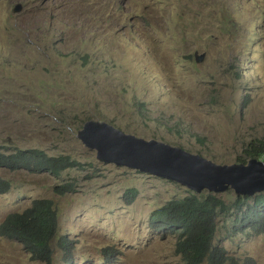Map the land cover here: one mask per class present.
<instances>
[{"label": "rangeland", "instance_id": "rangeland-1", "mask_svg": "<svg viewBox=\"0 0 264 264\" xmlns=\"http://www.w3.org/2000/svg\"><path fill=\"white\" fill-rule=\"evenodd\" d=\"M90 120L237 161L247 141L264 138V0H0V150L78 161L58 175L0 168L11 182L0 224L49 199L59 226L51 262L0 234V264H66L56 244L63 235L74 241L70 264L182 262L175 237L156 233L150 213L194 190L99 160L78 136ZM222 234L215 242L229 255L264 264V232Z\"/></svg>", "mask_w": 264, "mask_h": 264}, {"label": "trees", "instance_id": "trees-1", "mask_svg": "<svg viewBox=\"0 0 264 264\" xmlns=\"http://www.w3.org/2000/svg\"><path fill=\"white\" fill-rule=\"evenodd\" d=\"M87 57L83 55L84 60ZM243 149L244 153L235 162H247L252 157L264 160V138L255 137L247 141ZM77 165L78 161L70 155L50 156L39 148L17 149L12 152L0 150V168L10 171L25 170L58 175ZM10 188L11 182L0 177V194L6 193ZM59 188L65 192L70 185ZM124 195L125 201L131 203L137 197V189H128ZM57 216L52 200L35 199L23 213L9 214L6 217L0 224V234L22 240L33 260L51 262L53 238L56 231H59ZM150 219L153 230L176 236L175 251L180 253L182 259L179 264H203L205 261L208 264H258L251 257L240 261L229 255L225 246L215 242V233L222 232L223 238L238 234L249 238L263 233L264 192L238 194L229 201L218 192L190 191L187 195L169 199L152 210ZM73 243L66 235L60 236L56 242L66 264L73 262ZM107 251L108 248L103 253L106 254ZM104 258L106 261L111 260L109 256Z\"/></svg>", "mask_w": 264, "mask_h": 264}, {"label": "water", "instance_id": "water-1", "mask_svg": "<svg viewBox=\"0 0 264 264\" xmlns=\"http://www.w3.org/2000/svg\"><path fill=\"white\" fill-rule=\"evenodd\" d=\"M78 136L96 150L99 160L163 176L196 192H217L229 186L238 194L264 191L263 159L220 163L179 145L135 135L105 120L87 121Z\"/></svg>", "mask_w": 264, "mask_h": 264}, {"label": "clouds", "instance_id": "clouds-1", "mask_svg": "<svg viewBox=\"0 0 264 264\" xmlns=\"http://www.w3.org/2000/svg\"><path fill=\"white\" fill-rule=\"evenodd\" d=\"M155 231V230H154ZM156 233H158L159 231H155ZM171 234V233H170ZM175 237V242H176V236L174 234H172ZM176 248V245H175Z\"/></svg>", "mask_w": 264, "mask_h": 264}]
</instances>
